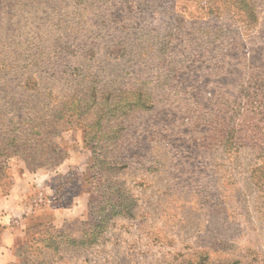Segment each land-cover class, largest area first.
Here are the masks:
<instances>
[{
  "label": "rangeland",
  "instance_id": "obj_1",
  "mask_svg": "<svg viewBox=\"0 0 264 264\" xmlns=\"http://www.w3.org/2000/svg\"><path fill=\"white\" fill-rule=\"evenodd\" d=\"M93 85L148 102L109 174L132 213L93 244L44 248L45 264H264V0H0V146L14 114ZM56 141L67 156L33 170L47 205L26 210L11 264H37L23 245L42 224L79 237L101 200L83 123ZM28 171L1 156V193Z\"/></svg>",
  "mask_w": 264,
  "mask_h": 264
},
{
  "label": "trees",
  "instance_id": "obj_2",
  "mask_svg": "<svg viewBox=\"0 0 264 264\" xmlns=\"http://www.w3.org/2000/svg\"><path fill=\"white\" fill-rule=\"evenodd\" d=\"M9 4L13 5L12 1ZM33 77L31 74L27 79L31 80ZM34 79L35 89L38 81L37 77ZM101 93L102 90L96 85L73 89L72 92L64 94L56 105L49 102L47 112L45 107L41 114L36 106H29L26 116L14 114L8 121L12 127L4 132L0 157L4 156L7 161L18 156L31 171L41 167H53L66 158L67 152L57 143L56 138L75 121L83 123L86 138L93 144L94 185L98 188L101 200L94 203L88 219L81 222L79 237L67 234L64 228L42 224L39 235L32 236L23 245L28 251L32 249L35 252L37 264H45L44 248L58 249L64 243L73 246L93 244L99 241L112 218L132 213L131 199L125 196L126 192L123 194V184L111 180L109 174L124 166L118 154L113 151L123 136L122 130L127 128L126 121L130 120L132 112L147 107L148 102L142 91L126 89L119 90L114 95L109 89L103 101Z\"/></svg>",
  "mask_w": 264,
  "mask_h": 264
},
{
  "label": "crops",
  "instance_id": "obj_3",
  "mask_svg": "<svg viewBox=\"0 0 264 264\" xmlns=\"http://www.w3.org/2000/svg\"><path fill=\"white\" fill-rule=\"evenodd\" d=\"M46 176V171L24 172L16 179L8 194L3 195L0 191V264H11L17 259L16 247L26 237L23 223L26 210L32 211L33 208L47 205L43 189ZM31 189L37 191L38 195L29 202L27 194Z\"/></svg>",
  "mask_w": 264,
  "mask_h": 264
}]
</instances>
